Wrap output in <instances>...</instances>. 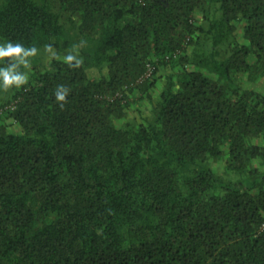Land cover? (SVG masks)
I'll list each match as a JSON object with an SVG mask.
<instances>
[{
	"label": "trees",
	"instance_id": "trees-1",
	"mask_svg": "<svg viewBox=\"0 0 264 264\" xmlns=\"http://www.w3.org/2000/svg\"><path fill=\"white\" fill-rule=\"evenodd\" d=\"M7 41L54 53L0 57V264H264V0H0Z\"/></svg>",
	"mask_w": 264,
	"mask_h": 264
},
{
	"label": "rangeland",
	"instance_id": "rangeland-1",
	"mask_svg": "<svg viewBox=\"0 0 264 264\" xmlns=\"http://www.w3.org/2000/svg\"><path fill=\"white\" fill-rule=\"evenodd\" d=\"M197 16H200V14L198 13ZM242 27H243V21H239L236 22V29H235V37L237 40L239 41H243V33H242ZM86 47V44L78 41L74 44V51L83 49ZM191 50V46L189 47L188 51ZM54 53L53 50H46V49H41L38 52H36L34 55L30 56V65H33L34 63H39V64H47V62L49 61V58L52 56V54ZM62 55V54H61ZM171 70V69H170ZM169 69H165L163 68L162 70V74H167V72L170 71ZM89 71V75L92 77H100L104 74H106V69H102L99 70L97 68H91L88 70ZM236 82H238L243 88H248V89H256L262 93H264V74H260L258 75L256 78H251L249 75L247 74H237V76L235 77ZM160 87L153 89V95L155 94V92H157V90H159ZM6 94V90L3 88H0V98L1 97H5ZM2 100V99H1ZM3 101V100H2ZM149 113V104L146 100H137L135 103L131 104V106L127 109L126 111V116L125 119H140L142 117V114H148ZM122 122L118 121V124H120ZM11 128H15L14 125H11ZM261 139L262 142H264V137L263 138H259ZM210 167L215 170L217 173H219L220 175L224 176V161L223 159H210L208 161Z\"/></svg>",
	"mask_w": 264,
	"mask_h": 264
},
{
	"label": "clouds",
	"instance_id": "clouds-1",
	"mask_svg": "<svg viewBox=\"0 0 264 264\" xmlns=\"http://www.w3.org/2000/svg\"><path fill=\"white\" fill-rule=\"evenodd\" d=\"M51 48V46H49ZM37 52L35 46L31 48H26L22 44L15 43L13 44L11 41H7L4 44H0V57L9 56L13 59L17 57L20 58L18 61L23 65L27 66L29 64L28 60L23 59L24 57H28L29 55H34ZM72 57L66 56L65 60H71ZM78 63H80L78 61ZM17 69V64L13 63L9 67L0 68V88L7 90L11 85L15 84L16 87H19L21 84H24L27 80V74L20 72ZM68 89L63 85L58 86L56 90V99L58 101H63L65 99L66 93Z\"/></svg>",
	"mask_w": 264,
	"mask_h": 264
},
{
	"label": "built area",
	"instance_id": "built-area-1",
	"mask_svg": "<svg viewBox=\"0 0 264 264\" xmlns=\"http://www.w3.org/2000/svg\"><path fill=\"white\" fill-rule=\"evenodd\" d=\"M152 68H153L152 66H148V70H147L145 76L150 75ZM13 108H14V102H10L9 104H5L3 106H0V112H3L6 109H13ZM262 225L264 226V223Z\"/></svg>",
	"mask_w": 264,
	"mask_h": 264
}]
</instances>
